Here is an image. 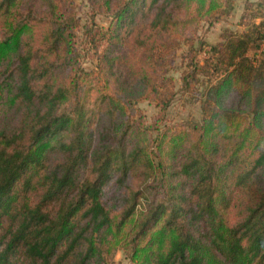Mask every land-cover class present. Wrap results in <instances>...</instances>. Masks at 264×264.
Masks as SVG:
<instances>
[{
  "label": "trees",
  "instance_id": "1",
  "mask_svg": "<svg viewBox=\"0 0 264 264\" xmlns=\"http://www.w3.org/2000/svg\"><path fill=\"white\" fill-rule=\"evenodd\" d=\"M235 7L0 0V264H264V0L201 37Z\"/></svg>",
  "mask_w": 264,
  "mask_h": 264
},
{
  "label": "rangeland",
  "instance_id": "2",
  "mask_svg": "<svg viewBox=\"0 0 264 264\" xmlns=\"http://www.w3.org/2000/svg\"><path fill=\"white\" fill-rule=\"evenodd\" d=\"M246 1L248 0H236V15H234L232 18L231 16L223 17L213 26L203 27L201 30V37H203L204 40L209 43H216V41L219 39L220 31H222L224 28H232L237 31H244L246 29L244 26L238 27V20H240L239 14H241V10L243 9V6H245ZM78 2L81 3L82 0H78ZM254 8L255 7H253V9ZM97 20L101 24H106V19L104 16H98ZM199 56H201L199 57V60L202 61V58L206 56L205 52H201ZM188 65V61L183 62L179 59L177 60L175 67L171 69L170 72V74L175 76L177 80L176 92H178L173 104L169 108L168 113L169 118L174 122L200 120L202 117L201 103L197 99L196 95L193 93V91H190V89L181 87L180 77L182 76V73L186 71L189 72L191 70ZM139 106L146 112L149 119L152 115L158 112L155 104L146 99L141 100L139 102ZM114 260L115 264H132L131 261L125 257L122 251L117 252Z\"/></svg>",
  "mask_w": 264,
  "mask_h": 264
},
{
  "label": "crops",
  "instance_id": "3",
  "mask_svg": "<svg viewBox=\"0 0 264 264\" xmlns=\"http://www.w3.org/2000/svg\"><path fill=\"white\" fill-rule=\"evenodd\" d=\"M251 1H257V0H251ZM245 11V6H243V9L241 10V14H239L240 16L243 14V12ZM234 15H236V7H235V10L233 11V13H232V15H231V18L232 17H234ZM238 15V16H239ZM239 16V17H240ZM230 17V16H229ZM239 21V20H238ZM242 27L243 25H240V24H238V27ZM220 34H221V31H220ZM220 34H219V39L216 41V42H218L219 40H220Z\"/></svg>",
  "mask_w": 264,
  "mask_h": 264
},
{
  "label": "built area",
  "instance_id": "4",
  "mask_svg": "<svg viewBox=\"0 0 264 264\" xmlns=\"http://www.w3.org/2000/svg\"><path fill=\"white\" fill-rule=\"evenodd\" d=\"M205 55H206V53H205Z\"/></svg>",
  "mask_w": 264,
  "mask_h": 264
}]
</instances>
